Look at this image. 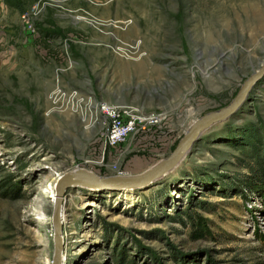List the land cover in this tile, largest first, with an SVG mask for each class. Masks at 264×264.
<instances>
[{"label": "rangeland", "instance_id": "rangeland-1", "mask_svg": "<svg viewBox=\"0 0 264 264\" xmlns=\"http://www.w3.org/2000/svg\"><path fill=\"white\" fill-rule=\"evenodd\" d=\"M263 63L264 0H0V264H52L62 173L144 171ZM57 84L164 114L110 147ZM189 145L142 186L67 188L65 264H264V72Z\"/></svg>", "mask_w": 264, "mask_h": 264}, {"label": "water", "instance_id": "water-1", "mask_svg": "<svg viewBox=\"0 0 264 264\" xmlns=\"http://www.w3.org/2000/svg\"><path fill=\"white\" fill-rule=\"evenodd\" d=\"M264 72V63L260 65L258 70L251 73L246 78L236 95L226 106L213 111L206 118L198 121L186 135L180 140L177 147L163 160L151 165L144 171L135 175H100L84 167L76 168L69 172L62 173L55 185V200L53 210V224H54V242L55 252L52 264H61V252L63 247V220L61 218V208L65 199L67 188L77 185L92 186V187H105V188H121V187H136L142 186L155 180L157 177L163 175L168 171V167L175 160L183 149L190 144V141L195 136V133L206 127L211 122L220 120L229 114L241 101L251 84Z\"/></svg>", "mask_w": 264, "mask_h": 264}, {"label": "built area", "instance_id": "built-area-1", "mask_svg": "<svg viewBox=\"0 0 264 264\" xmlns=\"http://www.w3.org/2000/svg\"><path fill=\"white\" fill-rule=\"evenodd\" d=\"M50 98L56 109L73 111H83L88 108L86 107L88 101L96 100L91 92L62 84H57ZM96 107L103 112V124L100 122L105 129V143L110 147L123 142L131 132L158 122L164 114L163 111L144 112L134 104L113 103L106 100H96Z\"/></svg>", "mask_w": 264, "mask_h": 264}, {"label": "bare ground", "instance_id": "bare-ground-1", "mask_svg": "<svg viewBox=\"0 0 264 264\" xmlns=\"http://www.w3.org/2000/svg\"><path fill=\"white\" fill-rule=\"evenodd\" d=\"M230 115V113L229 114H227L226 116H229ZM224 118V117H223ZM197 122H195L190 128H192L195 124H196ZM205 129V127L204 128H202V129H200V130H198L196 133H195V136L193 137V138H195V137H197V136H199V134L203 131ZM190 145L189 144H187V146L185 147L186 149L189 147ZM184 150V149H183ZM177 162V158L175 159V160H173V162L171 163V165L174 163H176ZM173 164V165H174ZM55 185V184H54ZM121 188H126V189H128V188H133V187H121ZM54 200H55V197H54V193H53V199H52V201L54 202ZM65 207V206H64ZM64 207H63V204H62V208H61V218H62V220L64 221L65 220V218H66V214H65V210H64ZM62 238H63V241H64V243H63V247H64V245L66 244V235L63 237V233H62ZM63 247H62V252H63ZM62 252H61V264H65V251H64V254L62 255Z\"/></svg>", "mask_w": 264, "mask_h": 264}, {"label": "trees", "instance_id": "trees-1", "mask_svg": "<svg viewBox=\"0 0 264 264\" xmlns=\"http://www.w3.org/2000/svg\"><path fill=\"white\" fill-rule=\"evenodd\" d=\"M263 159H264V155H263ZM259 171L260 174L262 176H264V160L261 162L260 166H259ZM128 264H136V261L134 259L130 260V262H128Z\"/></svg>", "mask_w": 264, "mask_h": 264}]
</instances>
